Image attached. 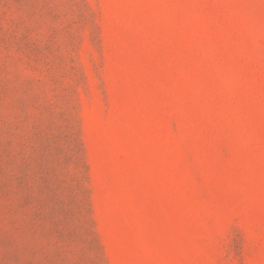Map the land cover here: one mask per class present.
Segmentation results:
<instances>
[{"label":"rangeland","instance_id":"rangeland-1","mask_svg":"<svg viewBox=\"0 0 264 264\" xmlns=\"http://www.w3.org/2000/svg\"><path fill=\"white\" fill-rule=\"evenodd\" d=\"M0 264H264V0H0Z\"/></svg>","mask_w":264,"mask_h":264}]
</instances>
